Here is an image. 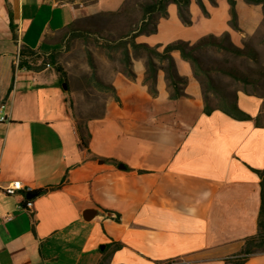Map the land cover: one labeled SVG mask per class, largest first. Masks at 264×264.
Returning <instances> with one entry per match:
<instances>
[{
  "label": "crops",
  "instance_id": "1",
  "mask_svg": "<svg viewBox=\"0 0 264 264\" xmlns=\"http://www.w3.org/2000/svg\"><path fill=\"white\" fill-rule=\"evenodd\" d=\"M124 2L0 0V264H230L259 231L264 93H237L250 119L216 107L207 114L179 50L171 52L185 81L178 98L165 61H156L154 95L144 82L146 58L132 55L134 76L113 72L101 112L80 119L54 66L21 54L50 55L71 25ZM203 2L207 13L191 0L190 23L168 3L157 31L136 40L164 47L220 35L228 4ZM22 58L31 67L20 66ZM13 181L25 188L7 193ZM27 199L32 211L18 207ZM88 209L96 210L89 219ZM243 264H264V251Z\"/></svg>",
  "mask_w": 264,
  "mask_h": 264
},
{
  "label": "rangeland",
  "instance_id": "2",
  "mask_svg": "<svg viewBox=\"0 0 264 264\" xmlns=\"http://www.w3.org/2000/svg\"><path fill=\"white\" fill-rule=\"evenodd\" d=\"M151 1L125 0L118 17L93 25L83 21L76 23V30L80 31L60 45L56 52L57 65L63 68L65 74L62 82L68 85L70 104L80 119L101 112L110 91L102 90L100 83H105L116 70H125L122 49L109 48L106 43L117 39L128 25L138 21L142 4ZM210 1L213 5L227 3L230 14L228 0ZM236 10L238 28L231 25L230 14L227 29L217 35L220 46L204 45L195 51L199 59L196 77L201 84L204 100L211 107H216L223 100L236 99L241 90L264 93V5L239 0ZM74 20L71 16L69 23H74ZM215 28L216 25L212 24V29ZM233 46L239 48L240 52L229 49ZM139 53L134 52L136 56Z\"/></svg>",
  "mask_w": 264,
  "mask_h": 264
},
{
  "label": "trees",
  "instance_id": "3",
  "mask_svg": "<svg viewBox=\"0 0 264 264\" xmlns=\"http://www.w3.org/2000/svg\"><path fill=\"white\" fill-rule=\"evenodd\" d=\"M198 4L200 5L202 11L204 13H207L206 7L204 5L203 0H196ZM249 3H261L264 5V0H246ZM175 3L178 7L179 15L182 18V20L186 23H190V18L188 17V6L190 5L191 0H153L149 3L142 4V14L138 21L135 23H132L127 26L126 29H124L119 35L118 38L112 39L109 41L110 43H106V45L109 48L122 49V60L124 61L125 70L124 73H126L128 76L133 77L134 73L131 68V56L139 57L144 56L146 58V75L144 78L145 84L148 85V88L152 94L157 93L156 88V80H157V69L158 65L156 61H159L160 63L165 61L167 64L163 68L166 70V78L168 80V84L170 87H172V98H178L183 95L181 84H183L185 81L182 77H180L175 69V63L173 60V57L171 55V52L173 50H179L182 57L189 61L192 64L194 74L197 75L199 73V59L195 55V51L200 49L204 45H219V41L217 38V35L209 34L202 38H200L195 43H190L188 41L184 40H177L174 42H171L164 47H160L159 45L151 46L147 43H141L136 40L137 36L142 33H154L157 31V22L161 16H165L167 14V5L168 3ZM228 3L230 5V14H231V25L234 28H238L237 26V10H236V0H228ZM123 11V6L117 11L114 12H101L97 15L91 16V17H85L81 20V22H86L88 24H94L95 22H107L112 17H118L121 12ZM78 28L75 27V25H71L69 28H67L60 37V44L63 43V41L66 38L74 37L76 30ZM80 36L84 35L80 33ZM87 38V34L85 35ZM116 42V43H115ZM229 48V47H228ZM233 52L239 53V48L233 46L229 48ZM140 52L137 56L134 54V52ZM57 51H54L48 56H44L43 58L41 55L37 54L35 50L22 48L21 54L23 56L27 55L30 56L32 59L36 60L41 59V65H44L48 62L55 65V69L60 73L61 78L64 77V71L63 68L59 65H57L56 60V53ZM20 66L24 67H31L28 60H25L22 58L20 60ZM235 78H238V76L233 75ZM62 80V79H61ZM100 87L102 90L106 91H112V86L102 82L100 83ZM118 99V97L116 96ZM119 100V99H118ZM216 108L222 110L223 112L227 113L228 115L236 118V119H250L251 116L243 111L236 99L230 101V100H223L221 104H218ZM213 110V107L207 103V100L205 101V107L204 111L209 114ZM260 176H261V193H262V206L260 211V218H259V231L255 236L248 237L245 240L244 247L242 250L236 254L235 257L231 258L230 264H243L247 258L254 253L262 252L264 251V169L263 170H256ZM29 194H32L29 192ZM116 220H120L119 215L117 214L115 216ZM114 249L121 248L122 244L117 243L113 245Z\"/></svg>",
  "mask_w": 264,
  "mask_h": 264
},
{
  "label": "built area",
  "instance_id": "4",
  "mask_svg": "<svg viewBox=\"0 0 264 264\" xmlns=\"http://www.w3.org/2000/svg\"><path fill=\"white\" fill-rule=\"evenodd\" d=\"M47 66H50V64H47ZM4 107V105H3ZM5 116H1L0 121L5 120ZM24 185L21 183V181H13L11 182L7 187H5V190L7 193L13 194L17 190L24 189ZM18 207L26 209L28 211H32L34 208V201L33 199H27L24 204L18 205ZM175 262H170V264H174Z\"/></svg>",
  "mask_w": 264,
  "mask_h": 264
},
{
  "label": "water",
  "instance_id": "5",
  "mask_svg": "<svg viewBox=\"0 0 264 264\" xmlns=\"http://www.w3.org/2000/svg\"><path fill=\"white\" fill-rule=\"evenodd\" d=\"M55 1H60V0H55ZM62 87L65 89V90H67V88H68V85H67V83H62ZM31 197H34V195H30L29 196V198H31ZM91 211H93V214H91V215H86V213H90ZM94 215H96V210H94V209H88L86 212H85V214H84V217L85 218H87V219H89V218H91L92 216H94ZM108 215L109 216H112L113 214L112 213H108ZM103 247V246H102Z\"/></svg>",
  "mask_w": 264,
  "mask_h": 264
}]
</instances>
